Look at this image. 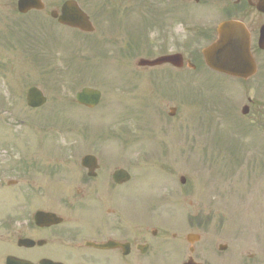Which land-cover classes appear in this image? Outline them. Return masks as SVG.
I'll list each match as a JSON object with an SVG mask.
<instances>
[{
	"label": "flooded vegetation",
	"instance_id": "1",
	"mask_svg": "<svg viewBox=\"0 0 264 264\" xmlns=\"http://www.w3.org/2000/svg\"><path fill=\"white\" fill-rule=\"evenodd\" d=\"M223 2L228 19L247 22L252 35L259 38L264 13L258 9L264 10V0ZM174 22L158 49L160 56L179 53V8ZM205 33L209 44L216 33ZM141 56L154 59L148 50L132 58L128 72L135 76L134 81L115 79L103 84L101 91L123 104L133 97L145 99L154 119L129 146L130 150L133 145L142 147L144 161H136L131 155L119 158L115 150L105 151L101 143L75 149L67 143L56 148L50 144L32 147L19 137L0 141V206L7 203L0 213V253L5 258L34 256L66 264H230L228 258L239 260L241 253L233 245L226 244L227 250L221 251L223 243L211 228L212 219L203 218L202 208L193 206V202L183 206V200L195 196L196 184L186 191L179 189V72L192 71L190 63L200 65L199 52L186 50L181 70L171 65L136 67L135 60ZM45 92L52 100L51 91ZM241 101H236L234 118L264 123L260 98L246 97V102L237 106ZM244 106L252 115L242 118L238 112ZM106 112L110 110L99 113ZM43 113L70 111L52 109ZM84 150L87 152L80 154ZM86 155L96 157L95 169L82 165ZM153 169L170 178L169 184L160 186L162 194L170 197L166 201L159 200L161 193L152 186ZM24 196L32 197L37 207L38 199H47L41 209L35 210L34 217L43 211L55 215L53 219L61 223L40 227L34 217L27 221L21 204ZM22 239L43 240L46 244L26 249L19 246Z\"/></svg>",
	"mask_w": 264,
	"mask_h": 264
},
{
	"label": "rangeland",
	"instance_id": "2",
	"mask_svg": "<svg viewBox=\"0 0 264 264\" xmlns=\"http://www.w3.org/2000/svg\"><path fill=\"white\" fill-rule=\"evenodd\" d=\"M64 1L43 0L47 7L46 13H33L26 18H21L16 12L17 0H0L1 25L4 35L8 36L10 32L16 34L15 39L9 40V42L14 45L16 41H25V35L36 38H28V52L19 48L11 49L9 44L6 45L5 51L0 54V130L9 126H18L22 120L25 122L22 125L24 130L22 142L24 144H29L25 142L27 140L32 143L38 142L35 144H42V137L45 136L44 131L40 130L47 127L49 142L51 143L75 144L72 145V148L76 149H83L91 143H101L100 145L105 151L111 150L115 153V150L117 152L115 154L119 158H127L129 155L136 158V151L141 148L134 146V150H130L126 147V143H130L133 136L139 137V133L146 124L144 118L146 110H144L145 103L143 100L129 103L128 111L115 114L113 117H105L107 112L94 113L92 116L82 113L83 109H79L80 113L69 102H65L71 110L70 118L53 116L44 119L45 116L24 114L26 107L24 98L13 96L17 88H24L19 86L20 84H42L44 80L50 79L52 71L63 68V65L67 64L69 55L78 54L79 59L90 58L89 68H95V73L101 71L99 72L101 77L93 74L94 79H113V75L110 74L114 72L112 68L120 67L122 69L127 63L120 51L125 49L129 42L128 32L132 33L131 27L136 30L139 38L145 41L144 32L147 30L139 25L141 23L136 14L132 15V21L129 20L130 18H126V14H128L125 13L126 3L121 4L117 16L119 17L118 20L122 21L120 27L117 28L116 22L111 21L110 16H106L102 20L101 31L90 39L51 27L45 22L46 17L49 16L48 12ZM78 1L85 5L86 9H95V2L91 0ZM149 1L159 2L161 0ZM164 1L163 9L166 11L169 5H167V0ZM211 2L212 0H202L199 5H196L189 4L185 0L184 4L179 7V19L184 21L182 25L179 24V47L183 44H189L188 41L193 36L204 34V32L209 31L207 29L219 23L220 9L218 10V5L215 2ZM207 3H211L209 7ZM167 17L170 19V14ZM196 17H202L209 21L199 22ZM127 20L129 21L127 22ZM16 24L22 25L24 28L20 29L16 27ZM49 38H51L50 41H47ZM101 38L104 39L103 42L100 41ZM158 39L154 33L149 36L152 43ZM95 40L104 44L106 51L104 56L101 55V52H98L97 55V45L92 42ZM200 41L199 44L203 46L204 40L201 39ZM253 43L256 46V39L254 40V38ZM158 44L160 47V43ZM17 45L18 43L15 44V46ZM179 52H182L180 48ZM258 57L259 74L246 84L232 82L230 78L218 76L208 71L188 72L179 75L181 90V96H179V133L181 132L180 135H182L179 137V178L181 176L187 177L186 186L191 181L198 182L195 197L188 199V201H192L193 206L202 208L201 214L209 213L213 217L215 230L224 235L225 239L221 240L236 247L237 251L242 253L241 258L244 259L245 264H264V131L257 129L245 133L238 129L230 130L229 123H232V119L228 117L216 120L209 119L208 121L205 118L199 119L198 123L201 126L206 123L211 124L210 131L205 130L203 133H199L195 117L198 116L199 111H204L198 100L203 101L205 97L212 99L217 96L218 88L223 91V95L236 96L237 99L246 93L251 97L261 96L260 99L264 103V66L262 57ZM100 58L110 60H106L105 63L107 64L104 65ZM189 83L191 88H188L190 93L187 94L185 87ZM73 96L74 94L71 95V100ZM54 99L62 102L67 101V99L62 100L58 96H55ZM243 102L244 99L237 106ZM210 103L211 101L209 104L206 103L208 109H210ZM234 105L236 104L234 103ZM208 113L209 111L206 112V114ZM17 114L22 119L17 118ZM230 114L227 111V115ZM94 116L102 119L97 120ZM33 126L34 132L31 128ZM128 129L137 135H130L127 132ZM87 132H91L89 137ZM117 135L118 137H116ZM85 137L87 139L84 141ZM0 138L3 139L4 136ZM88 141L89 144L86 145ZM49 142L43 141V143ZM229 149H233L235 154L241 158L239 165L241 167L238 168L237 165L225 161L232 155L230 153L232 151ZM79 152L85 154L87 151ZM150 176L153 188L160 189L161 185L170 183L168 175L155 169L152 170ZM32 200V197L24 196L21 199V204L25 206ZM38 200L40 205L38 207L34 204L29 205L28 211L24 209V214L41 209L47 202V199L40 198ZM6 207L7 203L2 202L0 213H3ZM252 255L253 257L250 258ZM5 256H3V252L0 253V264H4Z\"/></svg>",
	"mask_w": 264,
	"mask_h": 264
},
{
	"label": "water",
	"instance_id": "3",
	"mask_svg": "<svg viewBox=\"0 0 264 264\" xmlns=\"http://www.w3.org/2000/svg\"><path fill=\"white\" fill-rule=\"evenodd\" d=\"M19 11L27 13L32 9H43L40 0H19ZM56 17L57 14L53 13ZM59 21L63 24L73 27H80L83 30H88L86 17L79 9L77 3L71 1L67 2L62 10V16ZM86 23V26L85 24ZM264 31L261 37V47L264 49ZM204 56L207 65L222 74L234 76L237 78L248 79L255 75L256 67L249 49V36L244 28L234 23H225L219 27V40L204 51ZM172 61L170 58L161 59L153 64L164 63ZM177 66L180 61H176ZM100 99V93L92 90H84L78 95V100L81 104L86 106H95ZM44 103L40 92L37 89H32L29 94V104L32 107H39ZM42 215H39L41 219ZM46 217H49L46 215ZM24 245L32 247L34 245L31 241H24ZM7 264H32L28 261L17 260L9 258ZM40 264H56L51 261H42Z\"/></svg>",
	"mask_w": 264,
	"mask_h": 264
}]
</instances>
